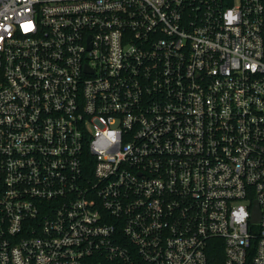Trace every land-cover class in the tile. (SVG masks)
Returning <instances> with one entry per match:
<instances>
[{
    "label": "built area",
    "instance_id": "built-area-1",
    "mask_svg": "<svg viewBox=\"0 0 264 264\" xmlns=\"http://www.w3.org/2000/svg\"><path fill=\"white\" fill-rule=\"evenodd\" d=\"M213 249L264 264V0H0V264Z\"/></svg>",
    "mask_w": 264,
    "mask_h": 264
},
{
    "label": "trees",
    "instance_id": "trees-1",
    "mask_svg": "<svg viewBox=\"0 0 264 264\" xmlns=\"http://www.w3.org/2000/svg\"><path fill=\"white\" fill-rule=\"evenodd\" d=\"M210 254L215 264H223V258H224L223 250L213 249L210 251Z\"/></svg>",
    "mask_w": 264,
    "mask_h": 264
},
{
    "label": "water",
    "instance_id": "water-1",
    "mask_svg": "<svg viewBox=\"0 0 264 264\" xmlns=\"http://www.w3.org/2000/svg\"><path fill=\"white\" fill-rule=\"evenodd\" d=\"M259 220H260V209H259V206L256 204V206L254 208L252 221L257 222Z\"/></svg>",
    "mask_w": 264,
    "mask_h": 264
},
{
    "label": "clouds",
    "instance_id": "clouds-1",
    "mask_svg": "<svg viewBox=\"0 0 264 264\" xmlns=\"http://www.w3.org/2000/svg\"><path fill=\"white\" fill-rule=\"evenodd\" d=\"M243 217H244V213L241 212V214L239 215V219H243Z\"/></svg>",
    "mask_w": 264,
    "mask_h": 264
}]
</instances>
